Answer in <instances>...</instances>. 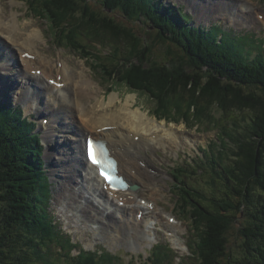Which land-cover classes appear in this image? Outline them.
I'll return each instance as SVG.
<instances>
[{"label": "trees", "instance_id": "obj_1", "mask_svg": "<svg viewBox=\"0 0 264 264\" xmlns=\"http://www.w3.org/2000/svg\"><path fill=\"white\" fill-rule=\"evenodd\" d=\"M31 1L38 14H47L50 23L66 34L77 35L78 42L86 35L100 44H124L131 59L120 58L114 67L108 55L97 56L96 45L98 51L90 52L81 40L78 48L107 77L150 94L158 116L168 117L159 111L171 113L174 108L177 115L191 120L195 112L208 108L218 109L223 118L244 119V126L233 134L235 150L226 147L230 154L217 158H213L217 148L208 150L210 162L208 157L203 159L209 165L198 170L206 178L205 185L188 187L193 192L184 189L193 200L189 219L197 223L198 241L191 250L198 264H264V44L256 36L227 32L219 25L191 26L187 15L177 14L172 6L162 8L157 0H100L107 10L125 13L140 30L100 16L91 0H80L85 2L83 8H77L75 0ZM144 21L158 26L151 40L141 31ZM68 25L72 28L66 29ZM157 43L164 47L162 53H153L150 63L138 64L144 55L141 50ZM32 129L19 108H7L0 100V201L5 203L0 218V264H51L45 259L50 251L60 258L72 256L65 264L111 261L113 256L105 249H81L72 255L75 244L47 211L49 184L42 178V159L33 146ZM185 192L182 196L187 198ZM234 223L242 235L241 255L236 257L228 252L227 237Z\"/></svg>", "mask_w": 264, "mask_h": 264}, {"label": "bare ground", "instance_id": "obj_2", "mask_svg": "<svg viewBox=\"0 0 264 264\" xmlns=\"http://www.w3.org/2000/svg\"><path fill=\"white\" fill-rule=\"evenodd\" d=\"M187 1L193 5L192 8L198 13L200 20L204 18L207 21L212 20L211 18L215 17L214 12L219 11L218 13H222V17L226 16L230 20L235 19L233 21L235 24L240 22L239 18L244 20L242 24L248 22L249 19H252L253 23L256 22L249 11L245 12V7H240L245 14L239 15V5L236 0ZM197 1L200 3V7L197 6ZM224 8L227 10L223 11ZM232 13L239 17L236 18ZM24 24L25 22L19 17V12L14 9L9 12L5 4L0 1V36L11 45L17 46L20 54L19 59L7 46L10 52H5V62L0 70V96H5L7 100L11 98L13 100L15 95L17 102L19 100L35 101L38 105L36 112L53 114L55 125H60V127L63 125L66 129H71L70 132L74 130L76 135L77 132L83 134L92 132V136L106 139L115 155L120 159L122 171L133 183L145 184L150 180L152 185H157L155 174L152 173L149 176V157L145 151L167 148V144L173 146V143L177 141L176 133L165 123L151 117L140 108H133L132 100L136 99L134 98L135 93L131 94L132 97H127L121 107L118 106L115 109L117 99L120 98L118 92L111 94L107 100L106 96L100 95L96 89V81L83 67H71L69 59L52 60L48 58L49 55L43 54L39 50V42L45 40L42 29L31 27L26 30L28 24ZM38 65H41L42 68ZM16 67L22 69V72H19L17 76L13 73ZM53 68L57 69V75ZM38 69L43 70L41 76L34 74V71ZM1 72L4 75H1ZM52 79L64 82V86L52 85L49 82ZM10 89L13 91L9 92ZM47 89L55 92V102L42 105L45 102L42 96L45 98ZM31 94H34L33 97H30ZM66 132L68 131L66 130ZM46 135L48 142L46 163L52 180L57 185L56 200L60 205L61 202H65V209L60 211L68 217L71 225L77 227L82 233L86 229L95 240L106 235L107 240L109 239L115 244L121 243L122 240L129 241V238H134L137 243L146 240L145 234L142 233L146 231L148 235V230H151V226L153 227L156 221L148 222L146 225L144 224L145 218H148V215L149 218L155 219L157 213H160L158 208L152 202L144 204L139 199L144 196L132 189L123 192L105 189L104 180L99 178L97 168L93 167L90 178L95 182L92 186L97 195L113 196L112 204L115 200L124 202V206L116 207L122 217H116L114 209H104L99 200L94 199V193L87 192L82 184L81 168L86 164L84 148H82L80 139L82 136H78V139L75 137L65 139L58 134V131H54V128H51ZM60 138L63 139L59 140ZM79 142L80 144H77ZM57 163L67 167L55 168L52 173L51 168ZM157 190L154 189V195ZM76 211L79 217L83 218L84 225L77 222ZM90 221L99 224L91 225ZM149 223L152 225L150 226Z\"/></svg>", "mask_w": 264, "mask_h": 264}, {"label": "rangeland", "instance_id": "obj_3", "mask_svg": "<svg viewBox=\"0 0 264 264\" xmlns=\"http://www.w3.org/2000/svg\"><path fill=\"white\" fill-rule=\"evenodd\" d=\"M2 1L7 10L11 12L13 9L16 12H19V17L23 22H25L24 25L28 26L26 27V30H29L31 27H39L42 29L44 33V41H40V51L45 53L46 55H49L48 58H51L52 60H60V58H63L65 60L69 59V64L71 67L74 68H81L83 67L86 72L96 81V89L100 92V95L106 96L107 100H109L111 94L113 93H119V97L117 99V104L114 106L116 109L118 106L121 107L123 101H126L127 97L130 98L132 92L136 94L134 98L135 100H132V107L133 108H140L141 110L145 111L148 113L151 117L158 119L160 122L165 123L167 126L171 128L173 132H176L178 135V140H179V146H175L173 143V146H169L167 148H160L157 150H149L147 151V154L149 156V176L152 173H157V170H160L161 173L153 174L154 176L157 177V183L159 188H155L157 185H151V181L149 182V186L145 183L142 185L141 189L139 190L141 195H146L147 199L150 202H153L154 204H158V210L161 213H157V216L159 214L161 215L160 218L153 219L149 218L151 222L154 220H159L157 226H154L151 231L152 233V240H147V241H141L137 243L134 238H129V241L124 242L123 240L121 243H114L111 240H107L105 237L106 235L103 236V238H99L95 240L92 238L90 233L85 229V232H81L77 229L75 226H71L69 219L67 218L66 215H63L60 210L65 209V202H61V205L58 204L56 198H57V185L53 182V178L51 174L49 173V168L47 166V158H46V138L44 137L45 130L47 129L48 123H44L45 119H48L50 116L48 114H40L36 112L35 105L33 104H28L26 101H20V105L26 109V115L32 114L33 117L36 118V123L37 126L34 127L33 132L36 133H41L43 135V142H40V147H43V161H42V168L45 170L48 174L49 177H47V182L49 184V189H50V196L48 197L47 201V211L53 215L54 219L57 220L58 224L62 227L63 230L68 233H70V237L72 239L73 243H76L79 247V249H74L72 255L76 256L78 252H80V249L83 248L84 250H92V249H105L107 250L112 256L113 259L108 262H104L101 264H198V258L194 256L190 252V247H191V242L193 244V247H196V242L198 241V236L196 235L197 232V223L192 224V228L189 229V225L187 224V221L184 219H188L190 221V217L192 215L191 209L193 208V200L191 199V196L187 193L190 190L188 187L184 186H191V187H196V185L203 186L205 185L206 178H202V176L198 173L197 178L198 180H195L193 178H189L185 176V182H180V180H176L170 173L172 170L175 168V161L178 162H183L182 164H188L189 162L193 164L195 167L197 166V163L200 162L198 155L200 154V151H202V148L206 146L209 142H211L214 139V146L213 149L216 145H218L217 150H216V155L213 156V158L219 157H225L230 154V152H233L235 149L234 143H233V134L237 132V130H240L241 127L244 125V119L240 118L239 121L236 120L234 117L231 118H223L218 111V109H208L205 110L204 108H201L199 111L195 112L194 119L191 120H185V117H181L177 115V112L173 108L171 113H163V110H160V114H167L168 117L162 119H159L157 115L154 113V111H149V110H157L158 108L156 107V102L153 98H151L150 94H147L146 92L143 91H136L132 88H130V85L127 84V82H122L118 81V79H109L104 72H98L97 69L92 66V58L89 59L85 57L84 55L86 54L84 51L78 50L77 52L74 51L71 47L75 48L77 47V44H80L82 46V41L83 45L86 46V50H90V52H93L95 47L98 46L99 51L97 53V56H100L102 53L104 54H110L108 55V60L110 61V64L112 63V67H114V64L116 63L117 60L120 58H128L131 59V55L127 52L128 50L125 48L124 44H100L97 41H92L93 39H89L86 35H82L80 42L76 40L77 35L75 34H66L63 32V29L56 28L53 26V24L48 23L50 21L48 15L46 14L45 17H42L40 14L36 12V6L31 5L32 1L30 0H0ZM77 2V8H83L85 6V2H82L80 0H75ZM255 5H252L250 0H236L238 3V13L239 15L245 14L246 11H249L252 16L255 18L256 22L253 23L252 19H249L248 22H242L244 20L240 19V22L238 24H235L233 21L235 19H228L226 16L222 17V13L214 12V18L212 17V20H206L204 19H199L198 18V13L194 8H191L189 6V9H193L195 11L194 17H193V22L194 26H197L201 29H207L210 26L213 25H221L224 29L226 30H231L234 33H239V34H244L248 33L250 35H255L257 37V40L259 43L264 41V18L262 19L263 21H258V17L256 15V10L257 12L261 13L262 16L264 17V0H252ZM197 6L200 7V3L198 1L196 2ZM49 5V4H48ZM80 5V7L78 6ZM91 5H93L94 8H96L99 11L100 16L105 17V16H110L113 19H115L117 22L123 21L126 25H129L131 27L134 26V28L140 30L135 25H132L130 23L132 20L128 19V16L123 13L122 11H113V10H107L103 5L102 2L99 0H91ZM36 12V14H32V10ZM240 7H245V12H242V9ZM255 7V8H254ZM257 8V9H256ZM227 9L224 8L223 11ZM228 12H231L228 10ZM234 15V13H232ZM239 15L235 16L236 18L239 17ZM212 16V15H211ZM218 17V18H217ZM260 20V19H259ZM145 24L141 25L143 28H141V31L145 33L147 36H149L146 32V30L150 32V38L145 35V38L150 39L153 35H157L156 30L158 29L157 25H154L152 22L149 21L146 22L144 21ZM149 24V25H148ZM52 27L53 29V36H57L56 42L57 44L54 43V38L52 39L49 37L51 35L48 32L49 27ZM71 26V27H70ZM149 26V27H148ZM72 25H68L66 29H71ZM135 30V29H134ZM140 32V31H137ZM49 33V35H48ZM61 39V40H60ZM65 40V44L67 43L68 46L63 45L62 42ZM73 45H70L71 42L75 41ZM53 41V42H52ZM61 43H59V42ZM11 48V51L16 54V56L20 59V54L17 52V46L11 45V43H4L1 42V49L7 51L9 46ZM60 45V46H59ZM96 45V46H95ZM8 46V48H7ZM13 46V47H12ZM95 46V47H94ZM164 47L160 48V44L157 43L155 47L148 49L144 47V50H141L143 57H141L138 61V64L142 65L145 62L150 63V59H153V53L155 55H159L162 53ZM92 50V51H91ZM149 50V51H148ZM10 52V51H9ZM111 52V53H110ZM64 54V56H62ZM147 54L149 55L147 57ZM19 55V56H18ZM91 57V56H88ZM136 58V57H135ZM145 59H148L145 61ZM151 59V61H152ZM134 61H137L135 59ZM39 67L42 68L41 65H38ZM137 66V65H136ZM19 67V66H18ZM16 67L14 69L13 73L14 75H18L19 72H22V69ZM53 70L56 72L55 74L57 75V69L53 68ZM102 71V69H100ZM2 75L4 73L2 72ZM115 81V82H114ZM114 82V83H113ZM48 86V85H47ZM102 87V90L101 88ZM111 89V90H110ZM15 90V89H14ZM13 89H10L9 92H12ZM117 91V92H115ZM42 92V91H41ZM55 92L51 89H47L45 98L42 96L43 99H45V102L42 104H50L55 102L54 98ZM133 96V95H132ZM131 96V97H132ZM2 96H0L1 99ZM16 98V96H15ZM133 98V99H134ZM158 98V97H157ZM3 99L6 101L5 96H3ZM12 100V98L10 99ZM11 106L17 105V101L13 99L12 103H8ZM89 104V102H88ZM175 116V117H172ZM22 119L27 120L23 115L21 114ZM161 117V116H159ZM222 117L221 120L218 118ZM63 122V121H61ZM56 128H59L58 134L62 136L63 138H71L75 137L78 139V136L80 137L81 142L83 140V133L77 132V135L75 134L76 131L73 130V132H70L71 129L65 128V126L62 125H55L54 126V131ZM66 130L68 132H66ZM62 138V139H63ZM61 138L59 140H62ZM42 144V145H41ZM44 144V145H43ZM77 144H80L77 143ZM36 146H39L38 143H35ZM226 147H228L231 150L230 152L226 151ZM189 154L190 156L194 157L196 159V162L194 159L191 161L188 158H179V154L182 156V154ZM212 158V159H213ZM208 161L210 162V158H208ZM204 162L203 165L208 167L209 162ZM70 165V162H68ZM51 166V165H50ZM60 167H67V166H62L60 164H55L51 169L52 173L53 169L55 168H60ZM191 166H188L186 171H189ZM199 170V168L197 167ZM44 171V173H45ZM197 172V170L195 169ZM184 179V177H183ZM208 182V181H207ZM157 186V187H158ZM185 188L188 189L187 192H185ZM154 189H158L156 194L154 195ZM159 191V192H158ZM178 193H187V198L184 197L185 194L181 197V206L178 208L175 207L177 200L179 201V197L177 195ZM193 192V191H192ZM49 194V193H48ZM63 198V197H62ZM5 203L0 201V218L3 215L2 213V207H5ZM184 206V207H183ZM67 211V210H66ZM64 211V212H66ZM79 212V211H78ZM167 218H166V217ZM170 216L173 219V224L177 225V229L175 227H169L167 228V220L170 221ZM76 218H78L77 222H80L82 225L83 218L81 219L76 211ZM85 220V219H84ZM161 220V221H160ZM146 224V222H145ZM239 224L234 223L232 226L229 228L227 232V237H228V252L232 254L233 256H240L241 255V245H242V235L240 233V230H238ZM61 229V228H60ZM161 229V230H160ZM177 231L180 235L179 238L171 239L169 236L172 232ZM169 233V235L167 234ZM142 234L147 235V232L144 231ZM156 236L157 241L153 240L154 237ZM75 237V238H74ZM179 243V244H178ZM158 244L159 249L164 248L166 246L167 248H164L167 250V255L169 256L170 261H158L157 260V251L159 250L157 247L154 249V246ZM170 244L173 248L174 251L171 250L169 247ZM111 245V246H110ZM162 245V246H161ZM190 247H189V246ZM57 251L58 248L56 245H54ZM170 248V250H169ZM142 252V253H140ZM150 255H154L150 257ZM162 256H166L164 253ZM72 256H67L66 258H60V256H56L55 253L53 252H48L47 256L45 257L46 260L49 262H52L51 264H65L66 260L71 259ZM149 257V260H147ZM59 260L57 261V259ZM166 259V257H165ZM164 259V260H165ZM147 260V261H146ZM167 260V259H166ZM182 260V261H181ZM147 262V263H146Z\"/></svg>", "mask_w": 264, "mask_h": 264}, {"label": "snow or ice", "instance_id": "obj_4", "mask_svg": "<svg viewBox=\"0 0 264 264\" xmlns=\"http://www.w3.org/2000/svg\"><path fill=\"white\" fill-rule=\"evenodd\" d=\"M92 148H93V143L91 141H89L88 155L92 159L93 163H95L101 167V174L103 175V174H105V169L103 166L104 162L101 159H99L96 154L93 153Z\"/></svg>", "mask_w": 264, "mask_h": 264}]
</instances>
